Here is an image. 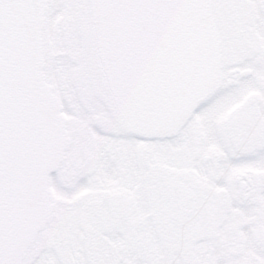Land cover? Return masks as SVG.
I'll return each instance as SVG.
<instances>
[{
  "label": "flooded vegetation",
  "instance_id": "1",
  "mask_svg": "<svg viewBox=\"0 0 264 264\" xmlns=\"http://www.w3.org/2000/svg\"><path fill=\"white\" fill-rule=\"evenodd\" d=\"M209 2L220 81L174 132L147 134L115 100L91 0H44L68 142L17 264H264V0ZM3 197L4 213L22 203Z\"/></svg>",
  "mask_w": 264,
  "mask_h": 264
},
{
  "label": "water",
  "instance_id": "2",
  "mask_svg": "<svg viewBox=\"0 0 264 264\" xmlns=\"http://www.w3.org/2000/svg\"><path fill=\"white\" fill-rule=\"evenodd\" d=\"M120 4L112 0L101 11L91 0L97 51L115 100L138 131L174 132L220 81L209 0ZM44 5L34 0L31 17L0 51V264H17L47 218L46 176L68 142L59 99L42 70ZM4 194L23 205L4 213Z\"/></svg>",
  "mask_w": 264,
  "mask_h": 264
},
{
  "label": "snow or ice",
  "instance_id": "3",
  "mask_svg": "<svg viewBox=\"0 0 264 264\" xmlns=\"http://www.w3.org/2000/svg\"><path fill=\"white\" fill-rule=\"evenodd\" d=\"M92 2L101 11L112 6V0H92ZM123 3L124 0H121L119 6H123ZM33 10L34 0H0V51L13 35H19L23 24L31 17Z\"/></svg>",
  "mask_w": 264,
  "mask_h": 264
},
{
  "label": "rangeland",
  "instance_id": "4",
  "mask_svg": "<svg viewBox=\"0 0 264 264\" xmlns=\"http://www.w3.org/2000/svg\"><path fill=\"white\" fill-rule=\"evenodd\" d=\"M56 23H58L57 18H54V20H53V25L56 24ZM50 35H51V34H50ZM50 35H48V36H50ZM48 38H49V37H48ZM49 39H50V38H49ZM53 43H54V45L56 46V48H60V46H57V45H56L55 41H53Z\"/></svg>",
  "mask_w": 264,
  "mask_h": 264
}]
</instances>
